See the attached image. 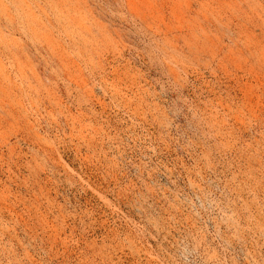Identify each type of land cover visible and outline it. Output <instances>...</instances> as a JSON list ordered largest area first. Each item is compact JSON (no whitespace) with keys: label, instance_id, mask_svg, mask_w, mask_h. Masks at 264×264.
Segmentation results:
<instances>
[{"label":"rangeland","instance_id":"obj_1","mask_svg":"<svg viewBox=\"0 0 264 264\" xmlns=\"http://www.w3.org/2000/svg\"><path fill=\"white\" fill-rule=\"evenodd\" d=\"M0 264H264V0H0Z\"/></svg>","mask_w":264,"mask_h":264}]
</instances>
